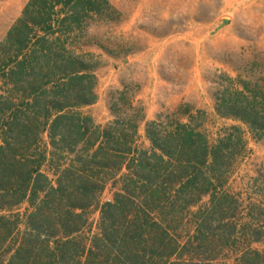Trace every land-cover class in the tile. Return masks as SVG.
<instances>
[{
    "label": "trees",
    "instance_id": "1",
    "mask_svg": "<svg viewBox=\"0 0 264 264\" xmlns=\"http://www.w3.org/2000/svg\"><path fill=\"white\" fill-rule=\"evenodd\" d=\"M121 17L109 0H29L0 45V264H264V213L238 228L224 194L248 147L240 126L212 143L206 113L181 105L147 124L143 148L130 85L106 125L83 112L98 101L91 49L113 54L90 30ZM223 77L216 115L264 141V82Z\"/></svg>",
    "mask_w": 264,
    "mask_h": 264
},
{
    "label": "rangeland",
    "instance_id": "2",
    "mask_svg": "<svg viewBox=\"0 0 264 264\" xmlns=\"http://www.w3.org/2000/svg\"><path fill=\"white\" fill-rule=\"evenodd\" d=\"M109 1L122 17L116 24L94 25L90 30L113 54L91 49L102 63L95 72L98 101L83 112L106 125L113 120L108 108L112 92L130 85L138 88L134 104L145 114L139 124L138 143L143 148L150 145L147 124L172 115L181 105L206 113L204 130L212 143L230 127L240 126L248 147L224 194L237 207L238 228L249 223L252 207L264 213V141L253 140L240 123L219 118L213 99L223 75L264 82V0ZM28 2L0 0V45ZM1 84L0 96L4 94ZM112 198L108 188L102 202ZM208 204L207 197L193 211L205 210ZM98 218L99 213L90 214L93 228L88 237L97 232ZM252 249L264 256V240ZM218 257L217 264L235 263L236 256L226 252Z\"/></svg>",
    "mask_w": 264,
    "mask_h": 264
}]
</instances>
